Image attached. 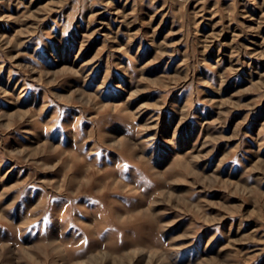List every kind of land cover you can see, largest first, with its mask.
<instances>
[{"label": "rangeland", "instance_id": "374dc122", "mask_svg": "<svg viewBox=\"0 0 264 264\" xmlns=\"http://www.w3.org/2000/svg\"><path fill=\"white\" fill-rule=\"evenodd\" d=\"M0 264H264V0H0Z\"/></svg>", "mask_w": 264, "mask_h": 264}]
</instances>
